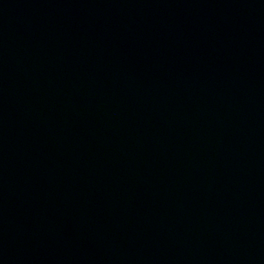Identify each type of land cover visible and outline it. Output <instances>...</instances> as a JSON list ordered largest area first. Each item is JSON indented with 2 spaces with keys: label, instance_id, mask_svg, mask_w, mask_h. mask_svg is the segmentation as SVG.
I'll return each mask as SVG.
<instances>
[{
  "label": "water",
  "instance_id": "water-1",
  "mask_svg": "<svg viewBox=\"0 0 264 264\" xmlns=\"http://www.w3.org/2000/svg\"><path fill=\"white\" fill-rule=\"evenodd\" d=\"M0 264H264V0H0Z\"/></svg>",
  "mask_w": 264,
  "mask_h": 264
}]
</instances>
